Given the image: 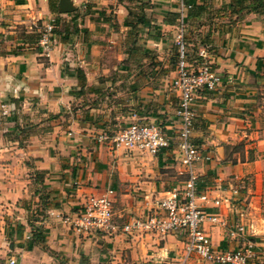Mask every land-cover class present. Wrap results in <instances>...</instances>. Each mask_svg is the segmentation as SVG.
<instances>
[{
    "label": "crops",
    "instance_id": "crops-1",
    "mask_svg": "<svg viewBox=\"0 0 264 264\" xmlns=\"http://www.w3.org/2000/svg\"><path fill=\"white\" fill-rule=\"evenodd\" d=\"M66 1L69 12L61 0H0V264L176 262L181 236L80 234L73 221L107 190L118 224L140 218L185 181L171 88L181 20L219 77L192 105L200 203L217 220L203 228L216 249L264 264V0H183V13L182 0ZM133 122L161 124L171 146L99 141Z\"/></svg>",
    "mask_w": 264,
    "mask_h": 264
},
{
    "label": "built area",
    "instance_id": "built-area-1",
    "mask_svg": "<svg viewBox=\"0 0 264 264\" xmlns=\"http://www.w3.org/2000/svg\"><path fill=\"white\" fill-rule=\"evenodd\" d=\"M182 0L180 12L188 8ZM177 54L176 73L172 78L171 88L178 99L177 116L180 127L177 132V146L181 154V163L185 168L186 179L181 188L166 192L156 207L140 218H134L123 224H118L114 218L111 201V190L101 195L88 196L77 213L73 225L80 234L91 233H124L150 234L157 238L167 235L181 236L183 250L174 264H188L192 257L211 264H247L249 253L243 251L218 250L211 242L210 236L203 224L210 220L216 222L212 214L205 210L204 203L208 200L206 193L198 191L195 164L202 160L197 147L192 143L193 101L198 92L212 89L219 82L211 62L208 60L205 48L196 52L190 51L185 37V26L179 23L174 37ZM9 111L0 102V134L5 133ZM173 138L165 133L159 123L133 122L127 127L113 133L112 136L102 134L99 141H109L113 149L124 151H140L151 155L171 146ZM208 160L209 157H204ZM201 202V203H200ZM218 204V201H214ZM237 236L243 235V228L236 229ZM8 264H20L15 257L8 259Z\"/></svg>",
    "mask_w": 264,
    "mask_h": 264
},
{
    "label": "rangeland",
    "instance_id": "rangeland-1",
    "mask_svg": "<svg viewBox=\"0 0 264 264\" xmlns=\"http://www.w3.org/2000/svg\"><path fill=\"white\" fill-rule=\"evenodd\" d=\"M175 57H176V55H175ZM172 60L174 61V58H173ZM175 63H176V60H175L174 64H175ZM172 78H173V77H172ZM259 114L262 116V118L260 119V122H259L258 126H260V127H264V109H262L261 112H260ZM257 122H258V121H257ZM262 148H263L262 153H264V145H262Z\"/></svg>",
    "mask_w": 264,
    "mask_h": 264
},
{
    "label": "water",
    "instance_id": "water-1",
    "mask_svg": "<svg viewBox=\"0 0 264 264\" xmlns=\"http://www.w3.org/2000/svg\"><path fill=\"white\" fill-rule=\"evenodd\" d=\"M61 9L63 12H69L71 10L66 0H61Z\"/></svg>",
    "mask_w": 264,
    "mask_h": 264
},
{
    "label": "trees",
    "instance_id": "trees-1",
    "mask_svg": "<svg viewBox=\"0 0 264 264\" xmlns=\"http://www.w3.org/2000/svg\"><path fill=\"white\" fill-rule=\"evenodd\" d=\"M239 2V0H237ZM53 7V6H52ZM53 9V8H52ZM192 53V52H191ZM176 64H177V54H176Z\"/></svg>",
    "mask_w": 264,
    "mask_h": 264
}]
</instances>
